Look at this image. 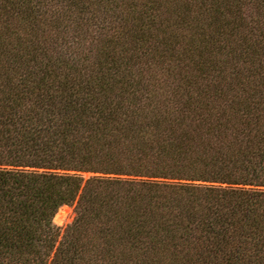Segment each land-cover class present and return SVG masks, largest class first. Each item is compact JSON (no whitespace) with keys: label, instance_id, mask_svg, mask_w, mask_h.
Returning a JSON list of instances; mask_svg holds the SVG:
<instances>
[{"label":"trees","instance_id":"obj_1","mask_svg":"<svg viewBox=\"0 0 264 264\" xmlns=\"http://www.w3.org/2000/svg\"><path fill=\"white\" fill-rule=\"evenodd\" d=\"M0 264H264V0H0Z\"/></svg>","mask_w":264,"mask_h":264},{"label":"rangeland","instance_id":"obj_2","mask_svg":"<svg viewBox=\"0 0 264 264\" xmlns=\"http://www.w3.org/2000/svg\"><path fill=\"white\" fill-rule=\"evenodd\" d=\"M57 217H59V218H57ZM75 217H76L75 206L74 205H72V206L65 205V206H62L59 209V211L57 212V214L54 218V223L58 227L62 228V230H63L66 226H68L69 224H71L74 221Z\"/></svg>","mask_w":264,"mask_h":264},{"label":"bare ground","instance_id":"obj_3","mask_svg":"<svg viewBox=\"0 0 264 264\" xmlns=\"http://www.w3.org/2000/svg\"><path fill=\"white\" fill-rule=\"evenodd\" d=\"M61 215V214H60ZM57 218H59V217H57ZM60 220V219H59ZM62 220V219H61ZM58 221V220H57Z\"/></svg>","mask_w":264,"mask_h":264}]
</instances>
